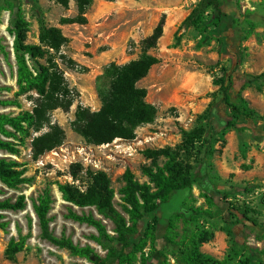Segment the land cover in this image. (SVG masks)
Returning <instances> with one entry per match:
<instances>
[{
    "label": "rangeland",
    "instance_id": "374dc122",
    "mask_svg": "<svg viewBox=\"0 0 264 264\" xmlns=\"http://www.w3.org/2000/svg\"><path fill=\"white\" fill-rule=\"evenodd\" d=\"M75 1L69 0L68 7L64 8L55 0H0V45L7 53L6 58L0 53V98L12 100L17 90L12 38L7 28L11 15L18 8L29 24L26 43L39 45L38 26L42 21L47 27L60 29L68 39L69 42L61 48L66 61L71 59L68 51L78 54L76 66L57 61L73 96L68 110L56 109L50 114L52 124L63 131L62 144L33 159L30 141L27 140L24 146L19 147V156L13 158L23 164L29 184L20 186L18 190H10L0 184V199L14 201L23 195L26 201L24 211L0 212L3 221L8 223L6 230L0 229V264H90L40 238L36 218L32 216L31 199L46 187L54 198L49 212L51 233L56 237L64 235L79 246L88 245L103 256L104 252L92 239L96 236L95 230L65 218L69 208L77 212L81 210L63 201L57 186L69 185L84 191L89 183L87 172L101 171L115 192V208L122 212L118 191L123 186L125 170H129L140 183L147 181L141 174V167L149 164L142 154L144 150L176 147L181 142L180 131L195 127L197 117L205 110L210 111L211 107L218 109L220 121L230 120L227 108L220 102L221 95L213 85V81L226 71L233 80L231 101L245 99L254 117L251 120L241 117L234 128L223 135L221 128L214 137L213 154L206 158L202 177L210 184L208 194L214 198L215 206L209 210L208 216L196 215L191 221L186 220L187 225L182 219L176 221L174 231L178 234L176 241L191 234L206 238V242L200 245V251L222 264H241L246 259L250 260L249 264H258L262 259L261 252H264V239L257 237L264 234V80L246 84L244 76L264 73V0H228V29L223 35L226 49L222 54L218 53L216 37L211 29L179 28L198 0H94L85 13L94 32L93 28L80 31L79 24L62 22L77 15ZM161 19L164 20L162 36L156 47L149 51L159 59V63L137 84L146 90V102L156 109L154 121L138 127L132 141L115 140L102 146L86 144L74 131L72 122L77 106L89 108L92 112L100 108L99 91L108 86L103 73L112 63L103 52L112 46L117 52L123 32L138 26V40H129L124 52L115 56V61L120 62L117 65H123L137 59L142 53V41L152 34ZM82 34L93 36L95 40L83 42ZM76 36L80 39L70 46V37ZM39 62L45 64L44 59ZM29 65L36 68L32 62ZM35 97L32 93L19 96L20 108L0 107V113L30 111ZM204 126L209 127L207 123ZM185 162L190 165L197 185H201L198 161L191 156ZM72 171L76 173V179L71 177ZM197 185L192 189V197L185 200L184 208L194 205L206 211L208 208ZM223 203L241 210L248 209L247 217L255 225H236ZM165 209L167 211L160 214L158 227L161 236L165 234L164 226L173 214L169 207ZM84 211L100 219L112 233L110 221L97 215L92 208ZM28 222H31V238L25 250L7 257L5 250L9 240L17 239L16 227L26 234ZM229 228L233 229L232 232ZM158 245L166 254L173 250L163 240H159ZM168 262L175 264L170 256Z\"/></svg>",
    "mask_w": 264,
    "mask_h": 264
},
{
    "label": "trees",
    "instance_id": "16d2710c",
    "mask_svg": "<svg viewBox=\"0 0 264 264\" xmlns=\"http://www.w3.org/2000/svg\"><path fill=\"white\" fill-rule=\"evenodd\" d=\"M67 8L69 0H55ZM94 0H76L77 15L62 20L64 24L87 23L85 13ZM113 1V0H107ZM228 0H198L195 6L183 19L180 29H211L216 37L218 53L225 52L224 34L228 29L227 12ZM2 9L0 8V11ZM164 20L161 19L150 36L142 41V53L135 59L123 65L110 63L104 70L103 78L108 86L99 91L100 108L92 112L89 108L77 106L72 127L88 145H108L115 140L132 141L135 130L141 125L151 124L156 116V109L146 102V90L138 87V82L144 79L151 68L159 63V59L149 51L156 47L162 36ZM29 24L20 10L11 15L7 32L12 38V52L15 61L14 99L0 98V107H19V96L36 95L30 111H20L17 114L0 113V184L10 190H18L22 185L29 184L25 176L23 164L13 157L20 154L19 147L30 141L33 159L59 147L63 141V131L52 124L50 114L56 109L68 110L73 103L72 89L69 87L58 60L69 66L77 64L61 53V48L69 41L60 29L47 27L42 21L38 26L39 45L26 43ZM0 53H7L0 45ZM45 64L39 61L43 60ZM29 62L35 64L32 68ZM244 76V75H243ZM246 84L256 80H264V73L258 76L245 75ZM221 95L223 104L230 117L229 121L218 119V109L211 107L197 117L196 126L180 131L181 142L174 148L146 149L142 152L148 165L141 167V174L147 178L140 183L134 175L125 170L122 176L123 186L119 189L122 212L114 206L115 192L110 186V180L103 172H87L89 183L84 191H79L69 185H58L57 190L62 200L81 211L69 208L66 219L84 224L95 230L93 241L104 252L101 256L92 247L74 244L64 235L56 237L50 230L49 212L54 203L49 188L43 189L35 199H31V208L40 230V238L51 245L66 250L71 256L87 260L90 264H170L168 256L175 264H222L200 251V245L206 242L196 234L185 236L176 241L178 234L174 231L176 221L180 219L189 222L196 215H210V209L215 206V200L208 194L210 184L202 177L205 170L206 158L212 156L214 137L222 128L221 134L236 126L237 121L244 117L251 120L253 110L245 99L239 102L231 101L233 80L226 71L213 81ZM241 86L240 90L244 88ZM208 124L206 128L204 124ZM203 150V151H202ZM194 156L198 161V173L201 185H197L196 177L191 173V167L185 159ZM78 168V166H75ZM76 179V173L71 172ZM198 186L200 196L204 199L207 210L196 208L194 205L184 208V202L192 197V189ZM1 193V190H0ZM227 212L235 219V224L255 225L247 214L249 210L223 203ZM172 209L173 214L169 223L164 226L165 234L158 233L161 222L160 214L166 212L165 207ZM92 208L97 215L108 220L113 225L110 233L100 219L84 209ZM26 209L23 195L14 201L0 199V212H21ZM188 222H185L187 225ZM8 223L3 221L0 214V229L6 230ZM17 228V239L11 238L6 246L5 254L12 257L26 248L31 238V222L27 224V233L23 234ZM232 232L233 229L229 228ZM264 239V234L257 236ZM171 245L173 250L168 254L158 241ZM258 264H264V252ZM246 259L241 264H249Z\"/></svg>",
    "mask_w": 264,
    "mask_h": 264
},
{
    "label": "crops",
    "instance_id": "0c3cea01",
    "mask_svg": "<svg viewBox=\"0 0 264 264\" xmlns=\"http://www.w3.org/2000/svg\"><path fill=\"white\" fill-rule=\"evenodd\" d=\"M85 18L87 20V23L84 24V25H78L79 26L78 29L80 31H88L90 28H93L92 31L94 32L95 29H94L93 25L91 26V21L87 18V16ZM80 27L82 29H80ZM136 28H138V26ZM136 28H132V29L127 30V31L125 30L123 32V34L121 35L120 43L117 44V47H118L117 48V52H115L116 49H114L113 46H112L111 49H108L106 52H103V55L108 56L109 60H112V63L115 62V64H119L120 62L115 61V56L118 55V53L121 55L124 52V49L126 47V44L128 43L129 40H134V41L138 40L139 34H138V31L136 30ZM82 38H83V42H92L93 40H95V37H93V36H87V35H84V34H82ZM79 39H80L79 36L70 37V43H69L70 46L71 45L74 46L76 44L77 40H79ZM111 45H112V43H111ZM84 49L86 51H88V49H86V48H84ZM113 50H114V54L112 53ZM67 53L69 54L71 60H73L75 62L76 61V56L78 54H76L75 52H71V51H68Z\"/></svg>",
    "mask_w": 264,
    "mask_h": 264
},
{
    "label": "bare ground",
    "instance_id": "6f19581e",
    "mask_svg": "<svg viewBox=\"0 0 264 264\" xmlns=\"http://www.w3.org/2000/svg\"><path fill=\"white\" fill-rule=\"evenodd\" d=\"M30 208V207H29ZM32 216H33V218H34V215H33V213H32Z\"/></svg>",
    "mask_w": 264,
    "mask_h": 264
}]
</instances>
